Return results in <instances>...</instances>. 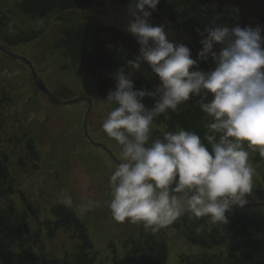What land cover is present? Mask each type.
<instances>
[{"label": "clouds", "instance_id": "clouds-1", "mask_svg": "<svg viewBox=\"0 0 264 264\" xmlns=\"http://www.w3.org/2000/svg\"><path fill=\"white\" fill-rule=\"evenodd\" d=\"M160 0H130L132 20L127 31L140 45L129 61L132 72L147 64L160 84L154 91L134 90L132 72L120 68L115 88L103 101L110 107L102 131L120 148V162L109 176L107 207L117 222L142 224L157 231L183 216L208 217L226 224V213L243 207L253 189L254 168L249 151L264 158V38L260 27L213 25L201 34L202 50L193 59L190 49L170 42L163 26L149 17ZM219 46V52L214 47ZM211 58L210 72L190 71ZM211 95V99L207 97ZM210 122L205 142L195 132L177 127L152 139L154 120L176 112L191 97ZM145 97L155 100L149 109ZM207 101V102H206ZM73 205L71 196L61 200ZM99 202L79 205L83 215Z\"/></svg>", "mask_w": 264, "mask_h": 264}, {"label": "rangeland", "instance_id": "rangeland-1", "mask_svg": "<svg viewBox=\"0 0 264 264\" xmlns=\"http://www.w3.org/2000/svg\"><path fill=\"white\" fill-rule=\"evenodd\" d=\"M19 1L21 0H0V15L7 18L4 29L0 30L2 44L5 43L3 40L7 35L5 32L39 29L44 24V20L32 22L27 17H20L17 13ZM208 2L209 6L221 7L229 16L245 20L247 25L253 29L260 27L261 36L264 38V0H208ZM111 4L109 0H103L101 8L86 9L82 13L84 16L98 19L108 27H115L124 34L131 35L127 31V26L132 20L129 10H123ZM149 23L152 26H163L167 39L175 45L184 44L189 39L174 25L163 19L155 22L149 21ZM36 42L38 40L29 45L27 43L11 46L9 50L32 61L40 81L59 101H69L77 97H84V99L64 107L50 103L46 96L35 91L28 70L18 61L11 60L0 53V101L6 99L3 102L4 108L0 110V116L3 117L0 119V143L4 145L10 135V128L16 131L25 127L33 136L34 147L40 157L35 170H30L28 175L16 177L17 181L13 185L17 187L15 190L20 192L15 191L16 193L7 197V202L0 200V208L4 213L7 211L11 214L13 221L24 222L30 231H34L41 221L52 219L51 209L53 207L64 205L61 203L64 194L71 196L73 205L69 208L73 209L88 224L90 236L99 251L98 264H110V253L106 249L108 242L98 238L102 231H106L107 237L120 241V243L130 237L128 239L129 249L131 241H137L140 233L146 231L142 224H132L127 220L117 222L110 218L111 213L105 203L111 199L109 176L116 165L108 157L107 150L120 162L119 146L106 136L101 127L111 109L103 103L105 98L100 97L96 91L95 80L88 76L77 75L70 60L57 59V54H51L48 40L39 41L38 45L33 46ZM64 65H69L67 71L63 70ZM212 68L214 70V63ZM87 99L91 102L86 124L92 142L99 149L92 147L83 137L82 118L89 106ZM180 106L188 108L187 103ZM156 128L158 127L153 123L152 131ZM160 129L163 131L162 128ZM21 134L22 131L16 136H21ZM248 151L249 162L255 171L252 193L246 197L247 204H264V186H257V182H260L261 165L264 164V158L258 152ZM257 153L260 159L254 162ZM20 193L26 203H31L37 209V221L30 217L20 201ZM102 196H104L103 201L99 202L102 206L94 211L102 220H94V224L98 225L94 230L89 225L92 220L91 212L88 211L81 215L79 205L87 199L99 201ZM232 209L240 212L253 210L257 214L261 213L260 216L264 218V207L261 206L255 209L234 206ZM105 218L110 219L108 223L120 227V231L102 226V223L107 224ZM160 231L163 235L162 239L168 246V264H180L178 260L180 254L200 253L198 248L189 245L182 233L169 230L166 226L161 227ZM259 235L264 238V227ZM75 244L76 241L72 240L70 234L65 231L56 232L50 239L43 232L35 253L41 263L54 259L61 261L65 254L74 250Z\"/></svg>", "mask_w": 264, "mask_h": 264}, {"label": "trees", "instance_id": "trees-1", "mask_svg": "<svg viewBox=\"0 0 264 264\" xmlns=\"http://www.w3.org/2000/svg\"><path fill=\"white\" fill-rule=\"evenodd\" d=\"M110 1L129 9L130 0ZM100 6V0H21L17 4L18 14L32 22L44 20V24L41 29L21 32L10 30L5 32V39L10 43L34 40L45 32L46 24L50 22L52 32L49 30L50 36L47 40L52 42L53 50L61 60H70L77 75L95 80L99 96L106 98L108 92L115 88L113 77L117 70L124 68L126 75L132 72L126 66L139 55L140 45L133 36L124 34L115 27H108L96 18L84 16L81 12ZM149 19H163L184 33L189 39L183 45L190 49L193 59H197V53L202 50L201 34L206 35V28L214 24L229 28L237 25L241 28L249 27L245 20L227 15L221 7L209 6L208 0H160ZM5 21L6 18L0 16V30L4 29ZM213 50L218 53L219 46H215ZM212 67L213 63L209 57L207 61H198L197 66L190 71L210 72ZM131 79L134 90L154 91L160 84L159 78L145 63H142L141 70L132 72ZM210 99L209 94L207 100ZM198 100L199 96L191 97L186 102L188 108L178 107L176 112L168 113V119L163 115L157 117L154 124L158 128L152 132V139H162L165 131H175L180 127L195 132L202 142L206 143L205 124L210 122V118L202 113ZM143 103L150 109L155 100L145 97ZM259 159L257 154L254 162ZM7 160L8 157L0 154V190L5 189L3 182L7 180ZM262 173L261 181L264 184V168ZM5 191L0 192L1 198L6 196ZM52 214L56 221L52 224L54 228L50 225L46 227L48 237L53 238L55 230L67 229L73 230L71 237L76 241L74 250L65 254L58 264H94L97 253L94 252V257L91 258L86 252L93 250V243L89 240L85 227L77 223L73 213L64 207H55ZM225 215L228 221L226 224L212 225L207 217L194 219L185 213L168 225L182 233L190 246L200 250L197 255H181L180 264H264V240L259 235L264 218L238 212ZM39 234L38 231L30 236L25 224H15L11 215L4 213L0 208V264H45L41 263L35 254ZM128 239L124 244L126 251L123 263L120 264H166L167 246L162 239L155 237L153 232L140 233L137 241H131L130 249ZM109 248L112 264H119L116 263L115 250L110 245ZM55 263L56 261L51 264Z\"/></svg>", "mask_w": 264, "mask_h": 264}, {"label": "water", "instance_id": "water-1", "mask_svg": "<svg viewBox=\"0 0 264 264\" xmlns=\"http://www.w3.org/2000/svg\"><path fill=\"white\" fill-rule=\"evenodd\" d=\"M0 51L6 55H8L10 58L12 59H17L19 61H21L22 63H24L25 65H27L29 67V69L31 70V73H32V78L35 82V85L47 96L48 100L51 101L52 103L54 104H57V105H62V106H65V105H71V104H76L79 102L80 99H76V100H73V101H70V102H66V103H62L60 101H57L53 96L52 94L41 84L38 82L37 78H36V75H35V72L31 66V64L24 58H20L10 52H8L6 49H4L3 47L0 46ZM89 103V108H90V101H88ZM88 114V113H87ZM87 114H86V117H87ZM85 117V118H86ZM84 127H86V123L84 122ZM108 155L109 157H111V159L115 162V163H118L117 160L112 156V154L110 152H108Z\"/></svg>", "mask_w": 264, "mask_h": 264}]
</instances>
